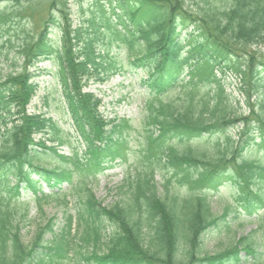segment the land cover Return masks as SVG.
Segmentation results:
<instances>
[{
    "label": "trees",
    "instance_id": "16d2710c",
    "mask_svg": "<svg viewBox=\"0 0 264 264\" xmlns=\"http://www.w3.org/2000/svg\"><path fill=\"white\" fill-rule=\"evenodd\" d=\"M8 3L18 7L12 12L0 10V27L29 22L22 25L26 37L19 45L20 70L4 77L0 73V186L5 183L9 194L7 198L0 192V264H48L41 259L45 250L52 261L68 258L74 250L95 264L263 260L249 236L213 254L203 246L206 233L218 227L230 210L215 215L204 189L216 188L226 178L236 184L238 200L247 203L249 212L264 204L259 192L264 162L244 157L252 147L264 149V0H199L196 8L189 7L188 0H124L120 4L124 13L114 12L115 25L100 10V3L102 22L92 17L90 27L74 26L69 0H0V7ZM55 25L62 34L58 46L50 36ZM102 26L111 32L110 45L116 41L117 47L127 49L131 68L147 74L142 84L151 92L141 118L146 141L141 150L143 167L126 179L129 199L110 207L103 206L83 180L76 186L82 204L79 215L67 216L62 235L44 244L45 233L53 231L51 219L38 228L34 241L26 243L15 218L18 207L12 202L20 196V188L34 191V201L43 212L45 202L61 193H43L40 180L52 187L72 182L75 170L85 176L101 169L105 159L119 156L126 144L131 121L105 118L102 99L86 88L124 68L116 65L110 46L98 43ZM182 29H187L189 38H180ZM51 58L58 63L55 77L66 111L87 146L84 159L56 120L29 111L37 93L32 67ZM226 70L241 82L245 111L236 112L226 93ZM236 127L238 140L226 134L209 142ZM63 144L72 147L74 157L60 153ZM169 166L180 175L183 194L169 193L170 178L160 193L156 168ZM62 200L68 206V196ZM29 210L26 203L22 217ZM102 219L113 227L109 236L103 232ZM74 223L79 226L77 234L72 233ZM86 247L92 248L90 255H84Z\"/></svg>",
    "mask_w": 264,
    "mask_h": 264
},
{
    "label": "rangeland",
    "instance_id": "374dc122",
    "mask_svg": "<svg viewBox=\"0 0 264 264\" xmlns=\"http://www.w3.org/2000/svg\"><path fill=\"white\" fill-rule=\"evenodd\" d=\"M124 0H69V7L72 11L71 17L74 22V26L84 25L90 27V20L95 17L96 20H100L101 13L109 20L110 15L113 13V17L110 18L112 24H117V20L114 12L123 14L120 4H123ZM199 0H188V6L196 8V4ZM18 6L14 3L2 4L0 10L12 12ZM28 20H24L20 23L17 21L10 22L8 26L0 27V73L2 77L11 72L20 70V64L22 59L19 57V45L25 40V33L22 31V25ZM102 22V21H101ZM103 23L105 21L103 20ZM30 23L28 28H32ZM91 31V30H90ZM103 31V32H102ZM102 35L99 37L98 43L101 47L110 46L111 55L116 59V65L118 67L123 66L121 71L112 75L109 80L104 83L93 82L87 86V89L92 93H95L102 99V105L100 110L105 118L108 119H129L131 126L126 131V151L127 159H117L110 162V166L102 172L97 174V178L90 177L88 179L89 186L93 189L96 199H99L103 203V206H110L119 201H126L130 194V188L126 185V179L129 174L135 175L138 169L143 167L141 159L143 157V150L146 147L145 141V125L141 124L143 117V107L150 98L148 96V90L145 86L141 85V80L147 76V74L141 70H133L128 64L129 53L126 48L117 47V42L114 41L112 45L109 42V34L111 32L107 28H101ZM105 32V35H104ZM51 39L54 45L58 46L61 42L62 34L59 27L54 26L50 32ZM189 38L187 29H182L180 38ZM56 59H48L37 64L33 67V80L37 85V94L32 99L29 110L31 112H45L48 116H52L58 123L62 124L67 132L73 134L75 126L67 117L66 102L62 97V90L58 85L57 79L54 77L59 67ZM223 78L225 84L226 93H228L230 99L233 101L234 110L236 112L245 111L246 103L243 100L242 93L240 92L239 78L229 70ZM264 90V88H262ZM261 95V94H260ZM240 128H230L226 133H219L216 136L210 137L209 142L214 143L218 138H223L227 135L239 138ZM76 134V133H75ZM40 138V136H39ZM62 152L69 154L68 147H63ZM244 157L258 158L262 163L264 162V149L250 148L244 153ZM157 183L160 185V193H164L162 189L164 182L170 178L169 193L170 194H183L184 190L178 179L180 175H175L174 169L169 166L167 168L157 167ZM77 181L75 180L72 186L64 183L65 190H70L68 196L70 204L68 207L64 206L63 200H58L56 197L45 202L43 212L38 207L31 203V209L27 217H22L24 214L23 204L19 205L15 214V218L20 221L21 235L26 243H31L36 237V233L40 226L47 224L49 220H53L54 223V235L47 233L45 239L50 241L56 234H61L66 228L67 213L76 214L81 208V203L78 200L79 197L72 187L75 186ZM46 192H49V188H45ZM237 186L234 182H230L227 179H223L222 183L217 189H209L205 192L209 199L212 212L221 216L224 211L229 210L227 218L221 219L217 228H212L204 238L203 250L212 254L219 251H223L224 248L233 245L238 239L249 236L252 241H255V246L259 248V251L264 258V207H262L257 215H249L244 209V201L238 200ZM259 192L264 196V182L260 183ZM6 194V192H3ZM33 196L31 191L25 193L22 200H30ZM62 199V197H60ZM106 225L105 234L110 235L113 231L112 227L107 221L103 220ZM78 228V227H77ZM242 255H245L243 253ZM66 259L62 264H78L76 260ZM61 261V260H59ZM56 264V263H54ZM81 264H91L88 262H81ZM246 264H264V259L257 261H248Z\"/></svg>",
    "mask_w": 264,
    "mask_h": 264
}]
</instances>
